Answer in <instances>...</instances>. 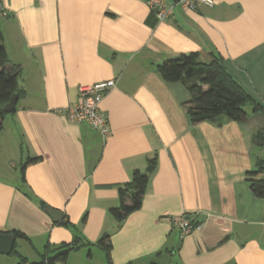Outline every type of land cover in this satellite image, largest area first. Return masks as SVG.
<instances>
[{
  "label": "crops",
  "instance_id": "0c3cea01",
  "mask_svg": "<svg viewBox=\"0 0 264 264\" xmlns=\"http://www.w3.org/2000/svg\"><path fill=\"white\" fill-rule=\"evenodd\" d=\"M0 29L25 90L0 129V233L27 236L14 242L27 264L62 243L80 244L66 264H264V197L246 179L264 159L254 142L264 112L248 105L245 121L192 124L190 92L157 69L179 54H219L264 107V0L175 4L162 21L147 0H0ZM111 79L99 103L109 135L71 123L79 88ZM151 156L142 206L116 220L120 188ZM28 157L40 160L23 176ZM182 212L202 227L181 236L169 216ZM104 234L110 259L97 245Z\"/></svg>",
  "mask_w": 264,
  "mask_h": 264
},
{
  "label": "trees",
  "instance_id": "16d2710c",
  "mask_svg": "<svg viewBox=\"0 0 264 264\" xmlns=\"http://www.w3.org/2000/svg\"><path fill=\"white\" fill-rule=\"evenodd\" d=\"M9 67L11 66L4 44V36L0 29V129L4 117L8 114L3 110L5 104L14 94L20 97L25 93L18 82L21 67L14 65L11 74L7 71ZM157 69L164 80L180 81L190 92L191 99L185 103V110L192 124L206 121L221 126L229 121H245L248 118L245 107L248 105L253 106L254 111L264 112V107L228 72L219 54H215L210 62L203 61L197 52L179 54L164 59ZM254 142L256 146H264L263 131L255 133ZM39 160L40 157H28L21 167L23 176L26 167ZM156 163V156L149 157L146 169L144 171L134 170L131 180L120 188L119 205L110 209V214L116 220H124L142 206L149 176L154 171ZM246 179L254 194L264 197V159L257 160L255 168L247 172ZM40 204L42 207H47L43 201ZM63 223L69 224V221H63ZM9 233H12L16 239H27L22 232L11 231ZM97 245L105 250L110 259L112 250L110 235L104 234L98 240ZM79 246L80 244L74 246L71 243H62L56 247L48 245L40 261L43 264H66L69 252ZM11 255H18L17 264H27V259L17 251L16 245Z\"/></svg>",
  "mask_w": 264,
  "mask_h": 264
},
{
  "label": "built area",
  "instance_id": "2783aa9c",
  "mask_svg": "<svg viewBox=\"0 0 264 264\" xmlns=\"http://www.w3.org/2000/svg\"><path fill=\"white\" fill-rule=\"evenodd\" d=\"M148 4L154 9L159 21L165 20L171 16L173 6L179 4L185 9L195 10L201 5L212 7L215 0H147ZM5 15V12H2ZM116 85V80L111 79L103 82L81 86L79 88L78 100L65 108L68 120L74 124H88L94 131L106 137L110 133V125L107 117L100 111L99 103L104 94ZM172 224L184 236L193 229H200L202 223L184 212L169 216Z\"/></svg>",
  "mask_w": 264,
  "mask_h": 264
},
{
  "label": "water",
  "instance_id": "95a60500",
  "mask_svg": "<svg viewBox=\"0 0 264 264\" xmlns=\"http://www.w3.org/2000/svg\"><path fill=\"white\" fill-rule=\"evenodd\" d=\"M157 65H161V62H158ZM14 70V67L11 66L8 68V73L11 74ZM18 99V95L14 94L10 101L5 104L3 107V110L5 112H12L16 107V102ZM49 215L53 218L55 222H59L63 220L64 214L63 212L59 210H55L53 208H48ZM15 238L12 234L9 233H0V254L9 255L12 252V249L14 247Z\"/></svg>",
  "mask_w": 264,
  "mask_h": 264
},
{
  "label": "rangeland",
  "instance_id": "374dc122",
  "mask_svg": "<svg viewBox=\"0 0 264 264\" xmlns=\"http://www.w3.org/2000/svg\"><path fill=\"white\" fill-rule=\"evenodd\" d=\"M1 258H2L1 260L7 261L8 264H10V262H8V260L9 261L13 260L14 263L18 262V258L16 256L2 255ZM30 259H33V258H30Z\"/></svg>",
  "mask_w": 264,
  "mask_h": 264
}]
</instances>
